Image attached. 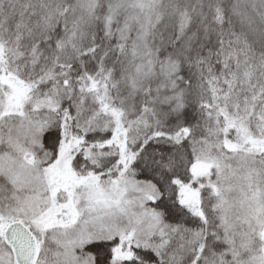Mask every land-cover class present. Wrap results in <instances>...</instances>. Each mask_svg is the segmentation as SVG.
<instances>
[{
	"label": "snow or ice",
	"instance_id": "6c2138e0",
	"mask_svg": "<svg viewBox=\"0 0 264 264\" xmlns=\"http://www.w3.org/2000/svg\"><path fill=\"white\" fill-rule=\"evenodd\" d=\"M0 264H264V0H0Z\"/></svg>",
	"mask_w": 264,
	"mask_h": 264
}]
</instances>
